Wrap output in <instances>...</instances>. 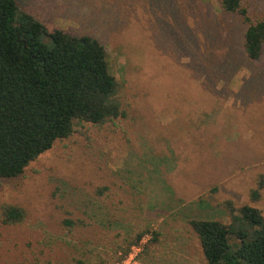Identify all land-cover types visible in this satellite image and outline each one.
<instances>
[{
  "label": "rangeland",
  "instance_id": "rangeland-1",
  "mask_svg": "<svg viewBox=\"0 0 264 264\" xmlns=\"http://www.w3.org/2000/svg\"><path fill=\"white\" fill-rule=\"evenodd\" d=\"M17 1L51 32L105 46L126 117L76 121L21 178H0V264H206L191 220L230 223L226 202L264 216V198L250 200L264 176V50L247 56L241 17L220 0ZM244 6L264 20V0ZM6 204L25 221L5 224ZM150 227L159 243L147 235L120 262L119 245Z\"/></svg>",
  "mask_w": 264,
  "mask_h": 264
},
{
  "label": "trees",
  "instance_id": "trees-1",
  "mask_svg": "<svg viewBox=\"0 0 264 264\" xmlns=\"http://www.w3.org/2000/svg\"><path fill=\"white\" fill-rule=\"evenodd\" d=\"M224 13L241 17L247 30L244 48L252 60L264 50V20L253 21L244 0H220ZM118 80L112 73L105 46L93 36L75 37L63 30L51 32L33 16L22 12L17 0H0V178H21L26 168L69 138L74 122L104 128L125 118L118 98ZM264 176L250 192L252 203L263 200ZM101 191L99 194H102ZM230 223L191 220L206 264H264V216L244 205L239 210L224 203ZM4 223L21 224L27 211L2 207ZM72 229L84 221L64 220ZM150 235L159 243L162 233L152 227L128 240L120 262L133 246ZM79 264H85L79 261Z\"/></svg>",
  "mask_w": 264,
  "mask_h": 264
},
{
  "label": "built area",
  "instance_id": "built-area-1",
  "mask_svg": "<svg viewBox=\"0 0 264 264\" xmlns=\"http://www.w3.org/2000/svg\"><path fill=\"white\" fill-rule=\"evenodd\" d=\"M139 248H140V247L138 246V248H137V249H135V250H138V251H139V250H140ZM131 259H132V255H131Z\"/></svg>",
  "mask_w": 264,
  "mask_h": 264
}]
</instances>
